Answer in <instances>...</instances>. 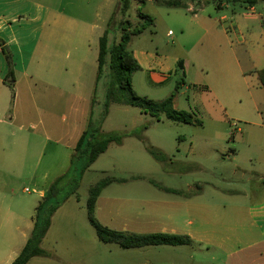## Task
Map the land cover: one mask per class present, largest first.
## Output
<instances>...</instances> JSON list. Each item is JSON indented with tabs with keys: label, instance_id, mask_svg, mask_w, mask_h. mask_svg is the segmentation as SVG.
<instances>
[{
	"label": "rangeland",
	"instance_id": "obj_1",
	"mask_svg": "<svg viewBox=\"0 0 264 264\" xmlns=\"http://www.w3.org/2000/svg\"><path fill=\"white\" fill-rule=\"evenodd\" d=\"M36 1L58 17L53 40L45 41L44 34L39 52L46 44L51 50L52 45L48 64L61 66L78 64L83 58L82 76L88 82L89 93L97 72L99 35L90 34V27L102 24L109 15V40L118 41L120 21L128 20L133 28L142 21L140 12L149 15L153 24L131 37L128 50L148 56L151 71L166 80L154 84L149 72L140 70L132 75L133 91L156 102L172 97L173 109L193 115L192 123L186 124L164 115L157 120L136 107L110 105L100 123L101 132L133 135L125 137L121 145H109L83 173L75 193L55 211L52 243L46 248L50 259L56 264H224L222 253L211 245L122 249L116 244L101 243L88 222L86 202L92 186L113 177L125 182L102 190L94 215L98 223L111 230L131 234L193 233L217 242L234 235L230 227L249 223L246 207L262 193L264 185L252 173L255 155L247 154L246 143L240 137L242 133L253 138V122L258 121L250 92L258 86L254 70L264 59V36L260 33L264 28V1L253 6L251 12L241 4H226L216 10L212 4L205 5V0H181L192 10L161 7L154 0H129L130 8L124 16L119 0ZM202 25L206 32L199 33L197 28ZM84 38L89 46L81 44ZM165 58L171 60L169 67L158 64ZM179 61L187 64V73L178 67ZM34 90L36 113L53 114L55 125L63 124V117L67 122L72 118L71 105L80 115L82 111L86 114L87 123L91 113L94 124L101 120L102 87L97 88L93 105L89 99L76 106L72 97L53 89L45 91L49 94L53 90L50 97H45L40 88ZM146 143L160 150L165 159L151 157ZM48 169L53 171L54 167L38 165L36 177ZM150 181L189 198L195 196L193 203L197 205L192 209L189 198L167 193ZM32 182L33 178L24 179L22 184L15 182L4 193L21 196L25 187L33 188ZM82 242L83 249L77 246ZM240 261L258 264L245 253L239 254Z\"/></svg>",
	"mask_w": 264,
	"mask_h": 264
},
{
	"label": "crops",
	"instance_id": "obj_2",
	"mask_svg": "<svg viewBox=\"0 0 264 264\" xmlns=\"http://www.w3.org/2000/svg\"><path fill=\"white\" fill-rule=\"evenodd\" d=\"M249 8L253 12V7ZM187 9L192 10V7ZM54 14L52 9L39 5L36 0H0V41L11 58V63L8 64L0 47V264H12L22 251L34 227L38 202L50 184L67 171L74 147L87 124L86 114L82 111L80 115L73 105L70 106V110L73 111L72 118L67 122V118L63 117L61 125H55L53 114L36 113L37 98L34 89L43 90L45 97L47 95L50 97L53 90L60 95L70 96L73 98L74 106L86 104L91 99L94 89L93 87L92 93L88 92V82L82 76L83 58L78 64L61 66L48 64L52 45L51 50L46 44L39 52L43 35L47 34L45 40L47 42H51L55 36L54 25L58 24V17ZM108 18L109 15L102 24L92 25L90 34L98 32L99 39ZM205 30L204 25L197 28L199 33ZM260 33L264 36V28ZM81 44L88 45L85 38L81 40ZM132 55L141 70L149 72L148 77L152 83L165 82V77H158L151 71L152 65L148 56L142 53ZM170 61L165 58L158 64L169 67ZM182 63L187 73V64ZM262 68L264 59L254 70L256 79V71ZM257 82L255 91L250 92L258 120L253 122L254 137L241 133L240 138L246 143L247 154L255 155L253 159L256 161V167L252 173L256 180L264 185V90L258 79ZM47 89L53 90L47 94L45 92ZM32 106L34 111L31 110ZM251 160L250 156L249 161ZM42 163H46L48 167L53 166L54 169L53 171L48 169L43 176L36 177L37 167ZM29 178L34 180L33 188L25 187L21 196L11 197L4 193L7 186L18 181L22 184L24 179L28 181ZM31 194H36L37 198H33ZM195 199V196L189 198L192 209L197 205V202L193 203ZM246 212L249 223L230 227L234 235L229 238L211 242L205 235L190 233L186 236L191 239L192 244L213 246L222 253L224 264L227 261H230V264H240V253L253 257V262L264 264V189L246 207ZM53 221L54 216L51 217L50 227L40 245L46 252H49L46 248L52 243ZM62 228L57 226V229ZM78 245L83 249L85 244L82 242ZM75 247L76 245L73 246ZM27 264L56 263L50 257H35Z\"/></svg>",
	"mask_w": 264,
	"mask_h": 264
},
{
	"label": "trees",
	"instance_id": "obj_3",
	"mask_svg": "<svg viewBox=\"0 0 264 264\" xmlns=\"http://www.w3.org/2000/svg\"><path fill=\"white\" fill-rule=\"evenodd\" d=\"M264 0H205L204 4H212L216 10H221L226 4H241L253 7L258 2ZM141 3L144 0H140ZM155 4L166 8L187 9L185 3L181 0H154ZM130 8L129 0H119V10L124 16ZM142 20L133 28L128 20L119 22L121 31L118 41L109 40V27L112 17L107 22V27L98 39L97 52V72L94 82V89L91 98V105L95 103V95L98 87L103 89V110L101 120L98 124L92 122L91 116L82 134L80 135L73 153L70 158V164L67 171L57 177L48 187L42 198L37 204L34 227L20 254L12 264H27L35 257H49V253L41 248V242L45 237L51 223V217L55 211L75 193L83 173L90 167L97 157L103 154L109 145H121L122 141L128 135L119 131L107 133L101 132V122L108 114L110 105H124L138 108L141 112L149 114L151 117L159 119L164 115L167 119L180 123H192L193 115L187 111H178L173 109L172 97L163 101L156 102L146 97L135 94L131 84L132 75L141 70L132 53L128 50V43L133 36H137L142 31L153 24V19L146 14L139 13ZM1 51L6 57L7 63H11V58L7 50L2 47ZM178 67L183 69V63L178 62ZM257 79L264 90V69L256 71ZM148 154L157 161H163L165 156L157 148L146 143ZM139 179V177L137 178ZM124 179H115L106 177L97 182L88 191L86 202V212L89 224L93 227L97 239L104 244H116L122 249H136L143 247L157 246H189L191 239L186 235H175L165 233L154 234H131L123 231L111 230L102 226L95 219L96 201L103 189L113 183H123ZM155 187L175 195H184L180 191L166 189L150 181Z\"/></svg>",
	"mask_w": 264,
	"mask_h": 264
},
{
	"label": "built area",
	"instance_id": "obj_4",
	"mask_svg": "<svg viewBox=\"0 0 264 264\" xmlns=\"http://www.w3.org/2000/svg\"><path fill=\"white\" fill-rule=\"evenodd\" d=\"M27 191V190H26Z\"/></svg>",
	"mask_w": 264,
	"mask_h": 264
}]
</instances>
